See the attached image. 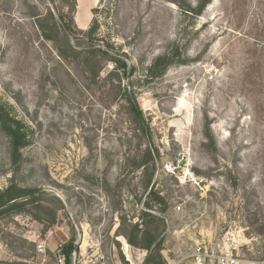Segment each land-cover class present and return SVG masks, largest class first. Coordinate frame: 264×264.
Wrapping results in <instances>:
<instances>
[{
	"label": "rangeland",
	"instance_id": "rangeland-1",
	"mask_svg": "<svg viewBox=\"0 0 264 264\" xmlns=\"http://www.w3.org/2000/svg\"><path fill=\"white\" fill-rule=\"evenodd\" d=\"M70 4L0 0V103L29 138L14 167L0 130V189L37 188L41 206L64 208L52 226L36 209L1 218L0 264H55L71 239L74 252L98 246L104 264H142L147 252L127 242L126 252L123 233L144 210L138 166L148 148L159 155L151 185L167 202L165 264H193L196 246L216 253L224 236L240 258L264 264V0H212L199 16L188 11L198 0H76L75 26L95 25L93 43L134 68L116 98L111 63L94 77L71 52L56 57L64 39L46 41L35 27L33 11L57 22ZM173 53L162 75L146 76ZM128 83L144 130L121 98ZM48 229L36 253L35 235Z\"/></svg>",
	"mask_w": 264,
	"mask_h": 264
},
{
	"label": "trees",
	"instance_id": "trees-1",
	"mask_svg": "<svg viewBox=\"0 0 264 264\" xmlns=\"http://www.w3.org/2000/svg\"><path fill=\"white\" fill-rule=\"evenodd\" d=\"M51 1V0H50ZM68 5V19L61 12L57 17V22L51 12L45 15L32 12L31 17L35 20V27L39 31L42 38L46 41L58 42V37L64 39V47L56 46V57L61 61L66 60V52H71L72 56L85 72L92 73L94 77H99L101 73L102 62H109L112 65L111 71L107 73L108 80L116 81L115 98L121 92V80L128 79L133 75L134 68H128L125 60L121 59L119 54L113 50L111 46H98L93 43L96 26L91 25L87 30H80L75 26L73 15L76 10V0H70ZM212 0H198V5L194 8H189L188 11L199 16ZM34 10V9H33ZM179 59L176 53L171 55V58L159 57L154 60L153 64L147 69L146 76L149 79H154L162 75L170 65L173 58ZM131 84H126L123 88L122 99L126 103L128 113L138 122L142 130L145 129V121L137 102V96L131 90ZM0 130L5 135L9 142L11 163L17 167L22 150L29 144L28 132L22 121L18 120L11 114V110L4 104L0 103ZM159 157L157 151L148 148L143 154V160L139 164L142 173L147 177L143 186L145 192V201L143 203L144 210L140 211V222L131 224L130 232H124L123 236L126 242L135 248L145 250L147 252L142 264H165L160 251L162 244V234L166 229L163 213L167 210V202L165 198L154 189L151 185L152 178L156 171L154 160ZM150 163L151 166H150ZM45 194L43 190L37 188L20 187L12 181L3 189H0V219L25 213L32 215L33 209L46 212L45 226H52L57 221L58 211H63V206L55 209H47L41 206L40 196ZM157 213V214H156ZM125 242L126 252L128 245ZM76 251L73 245V239L69 240L62 247V253L66 257L67 264H70L71 254Z\"/></svg>",
	"mask_w": 264,
	"mask_h": 264
},
{
	"label": "built area",
	"instance_id": "built-area-1",
	"mask_svg": "<svg viewBox=\"0 0 264 264\" xmlns=\"http://www.w3.org/2000/svg\"><path fill=\"white\" fill-rule=\"evenodd\" d=\"M165 170L175 176V169L168 165ZM180 208H177V211ZM52 236V230L48 229L43 238L40 235H35V251L42 254L45 252V241ZM126 242V241H125ZM219 251L216 253L211 248L204 246H196L192 253L193 264H262L255 260H244L238 254V246L233 237L224 236L221 239ZM81 258V261L80 259ZM55 264H67L66 257L62 253V248L55 249L54 255ZM105 256L101 249L97 246L95 249H83L79 247V252H73L70 257V264H104Z\"/></svg>",
	"mask_w": 264,
	"mask_h": 264
},
{
	"label": "bare ground",
	"instance_id": "bare-ground-1",
	"mask_svg": "<svg viewBox=\"0 0 264 264\" xmlns=\"http://www.w3.org/2000/svg\"><path fill=\"white\" fill-rule=\"evenodd\" d=\"M122 245H123V247H124V243L122 242ZM125 250V249H124Z\"/></svg>",
	"mask_w": 264,
	"mask_h": 264
}]
</instances>
